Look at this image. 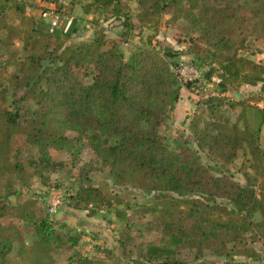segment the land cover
<instances>
[{
    "label": "trees",
    "instance_id": "trees-1",
    "mask_svg": "<svg viewBox=\"0 0 264 264\" xmlns=\"http://www.w3.org/2000/svg\"><path fill=\"white\" fill-rule=\"evenodd\" d=\"M136 3L139 21L156 24L165 12L188 21L189 30L196 33L190 52H210L211 64L204 74L207 78L217 75L219 93L239 82H260L264 91V65L238 52L249 34L264 40V0ZM124 5L123 0H89L83 11L108 9L131 25ZM25 10V1L0 0V43L18 38L24 50L9 73L14 87L10 95L19 89L17 98L27 100L22 105L11 104L0 90V182L8 195L17 197L13 202L0 196V264H56V254L78 242L76 233L55 228L39 213L36 199H22L12 185H29L33 177L44 182L65 162L53 152L65 150L74 158L84 140L109 167L115 183L154 190L150 201L134 213L116 210L126 219V227L135 226L138 231L136 244L145 259L141 264H191L179 255L183 247H207L226 254L233 247L227 242H240L243 233L261 238L264 244L261 123L253 127L242 114L230 121L216 108L222 98L217 91L204 99L208 117L203 116L205 109L194 111L186 128L196 146L219 163V173H213L185 139H175L176 146L171 147L161 133L165 116L179 96L170 59L180 49L150 40L148 45H136L124 58L118 44H109L102 29H96L88 40L64 45L57 40L58 25L49 29L48 22ZM75 21L73 16L61 32L69 36L76 31ZM185 82L189 86L195 80ZM200 82L204 86L206 80ZM239 149H249L252 157L244 182L226 173ZM215 196L225 198L235 210L211 201ZM112 197L105 187L87 184L80 185L69 202L78 208L91 203L108 206ZM255 212L260 216L253 220ZM144 230L157 231L159 236L145 240L141 238ZM28 234L30 241L25 240ZM240 246L233 251H244ZM66 259L67 264L105 263L101 257L76 251Z\"/></svg>",
    "mask_w": 264,
    "mask_h": 264
},
{
    "label": "rangeland",
    "instance_id": "rangeland-1",
    "mask_svg": "<svg viewBox=\"0 0 264 264\" xmlns=\"http://www.w3.org/2000/svg\"><path fill=\"white\" fill-rule=\"evenodd\" d=\"M26 3V13L33 14L38 19L43 18L41 10L47 9L59 15L58 19V41L64 45L69 42L88 40L96 29H102L106 33L109 41L118 44L123 57H128L131 49L138 45H148L151 40L163 46H170L173 49L181 50L177 61L174 57L170 59L171 66L176 67L181 62L199 65L200 75L193 84L187 86L186 82L178 79L179 89L174 108L168 111L161 126V133L171 147H175V139L180 142L185 139V143L197 151L200 161L207 166L211 172L219 173L216 166L219 163L208 156L205 150L199 149L188 133L186 124L194 111H200L204 108V99L208 95L217 94L221 96V101L217 110L234 121L238 114L245 115L247 121L253 127L258 125V142L264 149V91L260 90V82L255 84H245L239 82L237 85H228L226 91L219 93L216 80L217 75H211L208 78L204 74L210 66V52H200L194 54L190 52L192 38L196 33L188 28V21L171 12H165L160 15L156 24L152 22H142L138 20V8L136 0H123L126 5L124 9L131 16L133 24H125L123 18H116L111 12L103 9L83 11V5L89 0H22ZM128 4V5H127ZM76 16V31L71 32L69 36L64 35V30L72 17ZM130 20V19H129ZM48 28L50 29L49 25ZM123 34L121 35V31ZM124 38L125 40H120ZM195 50V49H194ZM193 51V47H192ZM238 52L252 59L258 64L264 65V40L256 37L255 34H249L243 40L238 48ZM24 55L22 42L18 38H12L9 44L0 43V90L7 94L8 102L22 105L27 100H20L21 90L17 94L10 95L13 84L10 82L9 73L14 69L15 62ZM214 74V72H213ZM203 76V77H202ZM206 80L204 86L200 79ZM217 91V93H216ZM28 104L32 105L30 101ZM207 110L203 111V116L208 117ZM73 134L74 131L68 130ZM240 150V149H239ZM238 151V155L227 164L226 173L238 182L246 180L244 172H250L252 157L249 149ZM65 150L53 152L55 156L62 157L65 162L61 168L55 169L49 173V177L44 182L37 177L31 178L29 185L14 183L12 186L19 190L22 199L31 197L36 199L39 207V213L55 228L67 233H76L78 242L74 245L61 249L57 256L56 264H67L66 257L71 252H78L92 258L101 257L104 264H141L144 257L141 255L140 246H138V231L135 226L126 227V219L118 216L116 210H121L129 215L139 209V205L150 201L154 190L148 192L144 189L133 186V184H118L114 182L110 169L105 163L94 155L91 147L84 140L80 152L73 158ZM225 171V170H224ZM101 185L113 195L112 203H91L86 208H78L70 204L71 196L80 185ZM5 188L0 182V196L7 197L15 202L17 197L14 193L7 194ZM214 202L221 206L235 210L231 207L225 198H213ZM209 200L208 203H211ZM259 213L252 214V219H258ZM240 242L233 245V241L227 242L228 246H233L226 254H217L207 249V247L198 250L194 247H183L179 251L182 259L193 264H264V244L261 238H253L248 233H243ZM145 240L155 239L159 236L157 231L144 230L141 235ZM31 234L26 235L25 240L30 241ZM244 239V240H243ZM238 245L244 249L240 253L233 250ZM237 248V249H240Z\"/></svg>",
    "mask_w": 264,
    "mask_h": 264
},
{
    "label": "built area",
    "instance_id": "built-area-1",
    "mask_svg": "<svg viewBox=\"0 0 264 264\" xmlns=\"http://www.w3.org/2000/svg\"><path fill=\"white\" fill-rule=\"evenodd\" d=\"M41 12L43 18L47 20L51 29L58 24L59 15L57 13H54L47 9L41 10ZM175 66L176 67L172 68L179 80L182 79L184 81H192L197 80V78H199L200 71L193 64L187 63V61L181 62L180 60L179 63H177V65Z\"/></svg>",
    "mask_w": 264,
    "mask_h": 264
}]
</instances>
